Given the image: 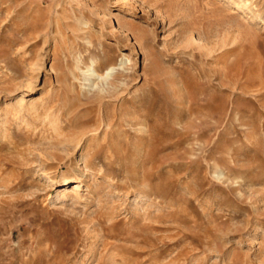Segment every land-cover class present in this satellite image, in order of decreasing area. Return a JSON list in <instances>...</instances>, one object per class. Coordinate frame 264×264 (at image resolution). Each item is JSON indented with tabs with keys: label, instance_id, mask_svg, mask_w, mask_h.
<instances>
[{
	"label": "rangeland",
	"instance_id": "obj_1",
	"mask_svg": "<svg viewBox=\"0 0 264 264\" xmlns=\"http://www.w3.org/2000/svg\"><path fill=\"white\" fill-rule=\"evenodd\" d=\"M0 264H264V0H0Z\"/></svg>",
	"mask_w": 264,
	"mask_h": 264
},
{
	"label": "bare ground",
	"instance_id": "obj_2",
	"mask_svg": "<svg viewBox=\"0 0 264 264\" xmlns=\"http://www.w3.org/2000/svg\"><path fill=\"white\" fill-rule=\"evenodd\" d=\"M116 69L115 65L110 64L107 67V74H112V72ZM100 72V71H99ZM98 72L97 64L95 61L91 64V66L87 70H83V73L85 75V80H88L91 82V86H95L98 84V80L102 78V75ZM75 187H77V184H75Z\"/></svg>",
	"mask_w": 264,
	"mask_h": 264
}]
</instances>
